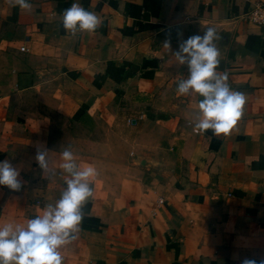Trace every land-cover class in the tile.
Masks as SVG:
<instances>
[{"label":"crops","instance_id":"0c3cea01","mask_svg":"<svg viewBox=\"0 0 264 264\" xmlns=\"http://www.w3.org/2000/svg\"><path fill=\"white\" fill-rule=\"evenodd\" d=\"M256 1L29 0L25 10L0 0V162L23 184L0 186V226H24L60 198L70 148L97 175L63 264H261L264 27L244 18ZM74 2L100 18L94 32L63 28ZM208 27L216 71L246 97L219 137L193 132L202 98L177 95L188 70L172 54ZM41 146L51 180L34 159Z\"/></svg>","mask_w":264,"mask_h":264},{"label":"clouds","instance_id":"9594fccd","mask_svg":"<svg viewBox=\"0 0 264 264\" xmlns=\"http://www.w3.org/2000/svg\"><path fill=\"white\" fill-rule=\"evenodd\" d=\"M13 7L30 10L29 0H9ZM95 12L87 11L74 2L62 13L63 28L75 35L77 32H94L101 25ZM219 37L215 28L208 27L202 35H193L179 44L172 53L176 65L186 66V79L178 82V96L198 95V111L193 132L203 134L211 130L214 137L228 134L242 116L246 102L243 93L233 91L228 84V74L219 73L220 52L215 44ZM164 46L170 50V42ZM59 168L65 174L60 198L42 209V214L28 219L24 226L6 223L0 226V264H63L61 249L78 238L84 215L82 207L92 196L89 180L97 175L92 165L78 167L70 148L60 154ZM35 162L43 176L49 180L51 154L46 147H38ZM0 186L19 192L23 186L20 169L9 161L0 162ZM242 264H256L245 258ZM264 264V261L261 262Z\"/></svg>","mask_w":264,"mask_h":264},{"label":"built area","instance_id":"2783aa9c","mask_svg":"<svg viewBox=\"0 0 264 264\" xmlns=\"http://www.w3.org/2000/svg\"><path fill=\"white\" fill-rule=\"evenodd\" d=\"M244 18L247 22L264 27V0L263 1H256L249 10L244 14ZM20 51H24L25 48L23 46L19 47ZM140 117V116H139ZM128 124H133L135 119L128 118ZM161 199L158 198L157 202L161 203Z\"/></svg>","mask_w":264,"mask_h":264}]
</instances>
